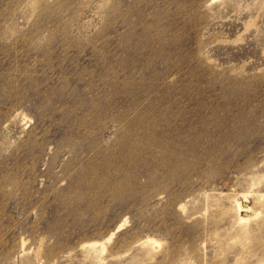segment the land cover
Here are the masks:
<instances>
[{
  "label": "rangeland",
  "instance_id": "obj_1",
  "mask_svg": "<svg viewBox=\"0 0 264 264\" xmlns=\"http://www.w3.org/2000/svg\"><path fill=\"white\" fill-rule=\"evenodd\" d=\"M0 264H264V0H0Z\"/></svg>",
  "mask_w": 264,
  "mask_h": 264
},
{
  "label": "bare ground",
  "instance_id": "obj_2",
  "mask_svg": "<svg viewBox=\"0 0 264 264\" xmlns=\"http://www.w3.org/2000/svg\"><path fill=\"white\" fill-rule=\"evenodd\" d=\"M239 207H240V205H239ZM241 208H242V207H241ZM243 209H244V208H243ZM246 209H247V208H246ZM246 209H245V210H246ZM123 223H124V222H123ZM120 227H121V226H120ZM116 231H117V230H116ZM110 234H111V233H110Z\"/></svg>",
  "mask_w": 264,
  "mask_h": 264
}]
</instances>
